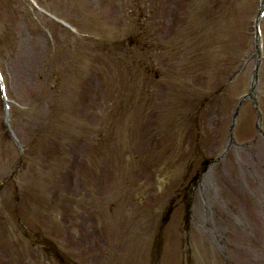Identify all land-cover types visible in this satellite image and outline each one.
I'll return each mask as SVG.
<instances>
[{"label": "rangeland", "instance_id": "obj_1", "mask_svg": "<svg viewBox=\"0 0 264 264\" xmlns=\"http://www.w3.org/2000/svg\"><path fill=\"white\" fill-rule=\"evenodd\" d=\"M262 6L2 0L0 264H264Z\"/></svg>", "mask_w": 264, "mask_h": 264}, {"label": "bare ground", "instance_id": "obj_2", "mask_svg": "<svg viewBox=\"0 0 264 264\" xmlns=\"http://www.w3.org/2000/svg\"><path fill=\"white\" fill-rule=\"evenodd\" d=\"M2 4V0H0V5ZM260 28H261V24H260ZM262 30V29H261ZM259 31L258 30V26H257V23L256 22H254V32L255 33H257V32H260V37L261 38H259V36H258V38H259V40L261 41V44H262V42H263V40H264V34H263V30L262 31ZM258 66H259V63H255L254 64V67H253V71H257L258 70ZM0 71H1V73H0V75L2 74V70H1V65H0ZM2 76V75H1ZM3 82H4V79L2 78L1 79ZM6 106H8V104H6ZM3 186H4V184H3V182H1L0 181V189L1 188H3ZM262 200L264 201V199H262V198H259V200H258V202H261V208L263 209V203H262ZM255 207H256V209H257V205H255ZM260 208V206H259V204H258V209Z\"/></svg>", "mask_w": 264, "mask_h": 264}]
</instances>
